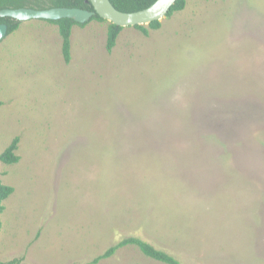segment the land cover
Listing matches in <instances>:
<instances>
[{"label":"rangeland","instance_id":"rangeland-1","mask_svg":"<svg viewBox=\"0 0 264 264\" xmlns=\"http://www.w3.org/2000/svg\"><path fill=\"white\" fill-rule=\"evenodd\" d=\"M22 22L0 42V262L93 264L139 238L180 264H264V0H188L145 36ZM95 264H164L138 248Z\"/></svg>","mask_w":264,"mask_h":264},{"label":"trees","instance_id":"trees-1","mask_svg":"<svg viewBox=\"0 0 264 264\" xmlns=\"http://www.w3.org/2000/svg\"><path fill=\"white\" fill-rule=\"evenodd\" d=\"M113 6L125 13L138 12L144 9L149 8L157 0H110ZM188 0H178L176 4L169 11L167 18L172 17L175 13L185 10ZM20 8H29L36 10H47L52 8H79L88 11H94L91 3H87V0H0V11L5 9H20ZM98 21V22H107L106 20L100 18L98 15H95L89 22ZM50 23L56 25L59 29V34L62 39V55L66 64H69L71 61V34L74 26H85L86 24H79L71 19H63L59 21H49ZM22 22L17 21L12 18H3L0 17V24L8 25V35L16 31ZM108 32H107V43L106 49L109 53L113 51L116 46L117 38L124 28L119 27L113 23L107 22ZM88 24V23H87ZM162 27V22H153L149 26H137L145 36L149 35V29L159 30ZM2 104L0 103V106ZM20 138L16 137L11 144L5 149V151L0 154V163L6 165H14L20 162L21 158L17 154L19 149ZM14 193V188L11 186L0 185V214L3 213L4 207L2 203L6 201ZM1 227V223H0ZM136 247L140 252L147 258L161 262L164 264H180L179 261L173 256L169 255L167 252L158 250L149 242L139 239V238H127L120 241L117 245L109 248L103 255L98 257L93 264L99 262L103 259H108L116 254L120 249L127 247ZM0 264H24L21 259H14L7 263Z\"/></svg>","mask_w":264,"mask_h":264},{"label":"water","instance_id":"water-1","mask_svg":"<svg viewBox=\"0 0 264 264\" xmlns=\"http://www.w3.org/2000/svg\"><path fill=\"white\" fill-rule=\"evenodd\" d=\"M178 0H157L149 8L132 13L117 10L110 0H87L94 11L79 8H52L36 10L29 8L5 9L0 17L12 18L20 22L31 20L59 21L71 19L79 24L88 23L95 15L122 28L149 26L153 22H162ZM8 25L0 24V42L8 36ZM1 185V182H0Z\"/></svg>","mask_w":264,"mask_h":264}]
</instances>
